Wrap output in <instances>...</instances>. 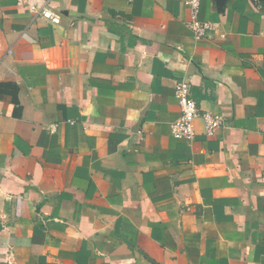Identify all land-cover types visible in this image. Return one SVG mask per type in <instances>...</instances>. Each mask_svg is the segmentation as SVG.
Instances as JSON below:
<instances>
[{
    "label": "crops",
    "instance_id": "0c3cea01",
    "mask_svg": "<svg viewBox=\"0 0 264 264\" xmlns=\"http://www.w3.org/2000/svg\"><path fill=\"white\" fill-rule=\"evenodd\" d=\"M197 17L200 38L184 0H0V264H264V0ZM178 80L213 135L172 136Z\"/></svg>",
    "mask_w": 264,
    "mask_h": 264
},
{
    "label": "built area",
    "instance_id": "2783aa9c",
    "mask_svg": "<svg viewBox=\"0 0 264 264\" xmlns=\"http://www.w3.org/2000/svg\"><path fill=\"white\" fill-rule=\"evenodd\" d=\"M191 11V21L188 23L190 30L195 38H200L211 29V25L207 21H201L197 17L201 0H184ZM30 9L35 14L45 18L52 23L59 22V15L45 3L40 6L31 5ZM176 96L179 101L180 114L169 123L172 136L176 138H191L194 136L193 121L201 118L203 121L205 134L213 135L223 123L221 114H215L211 111H201L195 99L191 97L189 83L185 80L176 81Z\"/></svg>",
    "mask_w": 264,
    "mask_h": 264
},
{
    "label": "water",
    "instance_id": "95a60500",
    "mask_svg": "<svg viewBox=\"0 0 264 264\" xmlns=\"http://www.w3.org/2000/svg\"><path fill=\"white\" fill-rule=\"evenodd\" d=\"M226 2V0H215V3L217 6H223V4Z\"/></svg>",
    "mask_w": 264,
    "mask_h": 264
}]
</instances>
